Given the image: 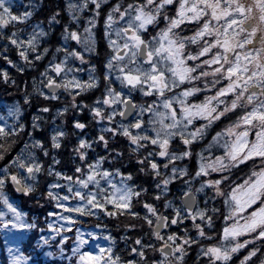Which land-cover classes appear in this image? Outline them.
<instances>
[{
    "label": "snow or ice",
    "instance_id": "snow-or-ice-1",
    "mask_svg": "<svg viewBox=\"0 0 264 264\" xmlns=\"http://www.w3.org/2000/svg\"><path fill=\"white\" fill-rule=\"evenodd\" d=\"M40 8L0 0V58L37 70L32 89L44 101L68 103L54 114L39 107L30 121L32 93L0 108V264H58L51 247L67 264H186L193 246L199 264H232L242 250L239 264H264V0H63L33 22ZM101 22L108 51L98 66ZM69 109L80 130L71 174L57 170L56 153L66 136L56 122ZM93 122L100 134L89 139ZM117 137L126 147L112 146ZM21 198L54 206L47 230L29 221ZM73 213L101 229L103 217H130L142 235L130 247L121 235V250L109 233L107 247L85 250L95 233Z\"/></svg>",
    "mask_w": 264,
    "mask_h": 264
},
{
    "label": "trees",
    "instance_id": "trees-1",
    "mask_svg": "<svg viewBox=\"0 0 264 264\" xmlns=\"http://www.w3.org/2000/svg\"><path fill=\"white\" fill-rule=\"evenodd\" d=\"M63 0H34V3L41 5V8L37 11L36 16L33 19V22L36 20H44L46 16L48 15V12L50 10H55L57 6L61 5ZM111 2V0H110ZM14 3H16L19 6V10H23V5L29 3V0H14ZM66 19V17H65ZM59 33V29L56 30V35L52 37L53 41L57 39ZM97 40H98V51H99V56L93 57L92 62L96 63L98 66L101 65V61L104 59L107 50V45L106 41L103 39V24L102 22L98 25V32H97ZM0 49H2V44H0ZM7 55L9 56L10 59L13 61L18 60V57L16 55L15 50H10ZM21 64L23 63L22 61L20 62ZM46 63V62H45ZM87 68V65L84 66ZM0 68L7 69L9 72V75L11 79L7 84L3 83L2 80H0V108H3L5 105H11L17 101L22 102V98L25 95L26 92L32 93V101L29 106H27L24 109L25 113V120L30 121L31 116L36 113L37 109L39 107L43 106H50L52 107L53 114L56 110L57 107H63L66 103H68V100L65 98V96H61V99L59 102L53 101L51 104L49 102H46L43 100V98L39 97L38 93H34L32 89V78L36 77L37 80H39L38 76V71L33 69V68H26L24 72H17L15 68L10 67L8 64L4 62L2 58H0ZM40 70H43V65L40 66ZM83 78L87 79V74L86 72L83 74ZM12 80H15L16 83L13 84ZM99 93H96L95 95H98ZM95 95L92 94H86V99L85 102H90V100L95 99ZM73 111L69 109L67 113H65L64 117L61 119H58L56 124L62 125L63 130L66 133L65 138L62 141V148L59 150H56V153H59L57 156L58 159L62 160V165L57 166V170L63 169L64 171H68L69 174H71L70 169L72 168V164L70 161V156H72V148L78 143L77 140V133L80 132V130H73ZM80 116V122L82 123H89L91 120V115L87 111H84L83 113H79ZM43 126L46 128H49L48 135H51V127H54L55 125H52L51 122V116L45 115L44 117V122ZM99 126L96 125L94 122L89 125V139H94L96 135H99ZM127 141L122 138V137H117L115 141H112V146L116 149H119L122 145L126 147ZM50 147V142L49 145ZM95 149L96 153L99 154H105L103 152V146L100 145L97 147L96 145L93 146ZM53 153V154H56ZM14 155V153H12ZM94 155V154H93ZM50 161V157H49ZM7 161H0V166L3 165V163H6ZM125 165L128 167H131L135 163V157H133L132 160V165H129L127 157L125 158L124 161ZM250 167V166H249ZM237 175H240L238 173ZM46 177V173L41 177V179H44ZM49 179H54V178H49ZM148 185L145 184V187ZM46 188V185H44ZM19 196V194H17ZM39 195V192L37 193V196ZM23 210L27 212L28 219L31 221L33 218H37L40 221L39 228H44L47 230V225L44 223L45 217H46V212L49 210H53L54 206L52 204H45L44 200H40L37 202L36 200H25L23 198ZM143 201H141L140 204L137 205L136 210L143 215V209L141 207ZM40 205H45L43 208ZM53 217L48 218L49 221H52ZM77 219H80L82 221L81 224L78 226L80 229H84L85 231H91L95 233V239L102 238L109 233L114 235L117 238V241L119 243V249H124L126 247L125 243L123 241L119 240V237L121 235L129 237V242L127 247L131 246L132 240H134L137 236L142 235L140 225L142 224V221L139 220H134L130 217H120L119 219L115 218H108V217H103L100 219V224L104 225L106 224L107 227L104 229L97 228L95 225L97 223V218L96 217H78ZM125 224H135L137 227L135 230H124V225ZM190 227V224L188 225ZM217 227H219V222L217 223ZM39 228L37 231H39ZM147 225H144V231H147ZM175 230V228L173 229ZM69 235V240L66 241L68 244V247L65 249V253L67 255L71 254V248L73 246V242L75 240V229H73ZM95 239H89V242L95 241ZM35 243V242H34ZM57 243L59 241L57 240ZM46 251H51L54 253L53 256L48 257V259H54L58 262V264H67V260L64 259L62 260L59 255H56L55 253L58 252V249L55 247L47 248ZM246 253L243 252V250L236 254V256L233 258L232 264H239L240 259L243 258V255ZM197 256V249L195 246H193L189 251L188 255L186 257V264H199V262L196 260ZM5 259L6 254L0 255V259ZM203 259V258H202ZM74 264V262H73Z\"/></svg>",
    "mask_w": 264,
    "mask_h": 264
},
{
    "label": "rangeland",
    "instance_id": "rangeland-1",
    "mask_svg": "<svg viewBox=\"0 0 264 264\" xmlns=\"http://www.w3.org/2000/svg\"><path fill=\"white\" fill-rule=\"evenodd\" d=\"M257 163H259V161H257ZM69 204H71V202H68ZM74 218H78L77 214L73 213L72 214ZM55 220V217L52 218V221ZM59 223H65L63 221H60ZM82 232L87 233L89 231H85L84 229H81ZM85 239H90L89 237H87L85 235L84 237ZM99 245L100 247H107V241L104 240V237L99 238V239H95V241L93 242H89V244L85 247V250H96V246ZM2 259V258H1Z\"/></svg>",
    "mask_w": 264,
    "mask_h": 264
}]
</instances>
